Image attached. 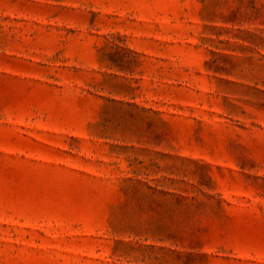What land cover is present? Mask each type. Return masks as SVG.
I'll return each mask as SVG.
<instances>
[{
  "label": "rangeland",
  "instance_id": "1",
  "mask_svg": "<svg viewBox=\"0 0 264 264\" xmlns=\"http://www.w3.org/2000/svg\"><path fill=\"white\" fill-rule=\"evenodd\" d=\"M0 264H264V0H0Z\"/></svg>",
  "mask_w": 264,
  "mask_h": 264
}]
</instances>
